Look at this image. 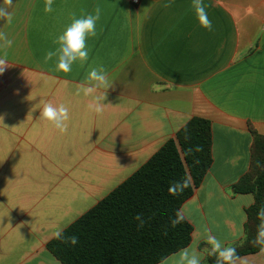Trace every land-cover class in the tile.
Wrapping results in <instances>:
<instances>
[{"label": "crops", "instance_id": "obj_1", "mask_svg": "<svg viewBox=\"0 0 264 264\" xmlns=\"http://www.w3.org/2000/svg\"><path fill=\"white\" fill-rule=\"evenodd\" d=\"M12 0L0 31L10 64L0 75V264H62L47 249L64 230L122 184L195 116L211 121L213 163L181 207L193 226L189 246L158 264H179L196 251L205 261L211 233L225 246L241 242L252 194L236 193L248 171L251 123L264 135V0H203L213 30L201 27L192 0ZM101 8L88 61L56 70L57 37ZM3 42L0 41V44ZM103 66L104 110L82 87ZM45 102L69 108L61 133L40 118ZM264 264V251L242 256ZM239 264V262H238Z\"/></svg>", "mask_w": 264, "mask_h": 264}, {"label": "trees", "instance_id": "obj_2", "mask_svg": "<svg viewBox=\"0 0 264 264\" xmlns=\"http://www.w3.org/2000/svg\"><path fill=\"white\" fill-rule=\"evenodd\" d=\"M248 128L252 135L249 169L233 187L236 193L254 197L246 210L244 238L232 246L240 257L262 248L254 240L261 223L257 213L264 208V135L251 123ZM212 147L211 121L192 117L175 138L166 141L136 172L64 230L65 237H78L75 246L54 237L47 249L62 264H158L186 248L193 226L182 215L181 207L211 168ZM174 181L187 182V187L170 194ZM178 213L183 219L173 225ZM138 214L143 227L139 226L141 220L135 219ZM211 251L202 264H217Z\"/></svg>", "mask_w": 264, "mask_h": 264}, {"label": "clouds", "instance_id": "obj_3", "mask_svg": "<svg viewBox=\"0 0 264 264\" xmlns=\"http://www.w3.org/2000/svg\"><path fill=\"white\" fill-rule=\"evenodd\" d=\"M172 0H168L163 6L165 8L171 7ZM4 4L11 6L12 0H4ZM195 11V15L199 25L208 31L213 30L212 21L209 19L207 6L203 0H192L191 5ZM45 13H51L53 11V0H45L44 6ZM101 17V8L97 6L93 13L82 15L79 18L73 14L72 22L66 27L62 34H60L55 43L58 47L55 50H50L45 54V62H48L56 58V70L63 73H69L72 71L74 64L79 63L83 66L89 58V48L87 41L90 37L97 35L96 26ZM0 19L5 20L6 23L11 24L13 20V14L8 11L7 7L0 6ZM0 47H11L13 41L8 38L7 34L0 31ZM10 67L7 60V53L4 56H0V75H3L5 70ZM87 81L90 86L82 87V91L85 96H93L94 102L88 105L89 109L97 114H100L104 110L105 93L96 95L98 89L108 86L107 71L101 65L98 67H92L87 75ZM40 118L49 122L55 129L64 133L68 129V121L70 119L69 108L65 104L61 103L59 106L54 105L51 102H45L42 110L40 111ZM4 117L0 116V124H3ZM4 125V124H3ZM197 151L201 150L199 147ZM192 150L189 149V152ZM183 187H187V182H172L169 191L170 194L176 195L177 189L182 190ZM178 219L172 223L175 225L183 217L178 213ZM258 219L261 223L257 227V236L254 243L262 246L261 250L264 251V208H261L257 213ZM135 219L141 220V216L138 214ZM140 227H143V221L141 220ZM57 240L62 243L71 244L75 246L79 239L77 236H64V229L59 228L54 233ZM206 241L211 245L212 255L217 256V264H246V260L240 257L235 247L225 246L224 242L217 237L208 233ZM179 264H202L201 257L196 251H189L185 249L180 254Z\"/></svg>", "mask_w": 264, "mask_h": 264}, {"label": "built area", "instance_id": "obj_4", "mask_svg": "<svg viewBox=\"0 0 264 264\" xmlns=\"http://www.w3.org/2000/svg\"><path fill=\"white\" fill-rule=\"evenodd\" d=\"M132 5H138L140 0H129Z\"/></svg>", "mask_w": 264, "mask_h": 264}]
</instances>
